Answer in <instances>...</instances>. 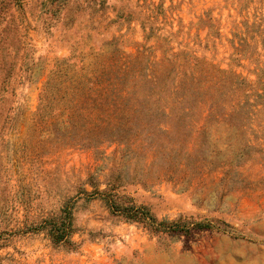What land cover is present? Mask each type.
Wrapping results in <instances>:
<instances>
[{
	"label": "rangeland",
	"instance_id": "obj_1",
	"mask_svg": "<svg viewBox=\"0 0 264 264\" xmlns=\"http://www.w3.org/2000/svg\"><path fill=\"white\" fill-rule=\"evenodd\" d=\"M140 52L243 104L241 128L202 105L207 134L181 136L191 160L171 176L147 146L88 141L51 100ZM132 203L160 229L126 218ZM0 264H264V0H0Z\"/></svg>",
	"mask_w": 264,
	"mask_h": 264
},
{
	"label": "trees",
	"instance_id": "obj_2",
	"mask_svg": "<svg viewBox=\"0 0 264 264\" xmlns=\"http://www.w3.org/2000/svg\"><path fill=\"white\" fill-rule=\"evenodd\" d=\"M110 58L112 63L95 72L93 86L75 88L81 98H51L63 103L62 113L67 111L68 120L79 117L85 121L82 124L75 122L74 126H85L90 135L87 139L92 143L109 138L110 142L124 143L131 151L138 146H147L162 161L164 175L171 176L176 172L174 161L177 158L191 160L185 151L186 138L182 141V137L192 133L207 134L205 122L196 128L202 117V105L210 103L204 114L207 122H221L234 128L245 124L243 104H229L231 110L228 112L226 107L229 105L223 104V100L204 99V69L182 70L174 55L156 61L144 52L125 58L115 55ZM89 117L92 120L86 122ZM95 189L93 194L99 195L110 207L117 206L113 187ZM124 208L126 218L142 221L156 230L164 223H157L142 206L132 203ZM66 216L67 213L60 222L61 226L65 225ZM51 233L57 240L64 235L60 227Z\"/></svg>",
	"mask_w": 264,
	"mask_h": 264
}]
</instances>
